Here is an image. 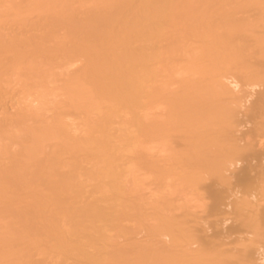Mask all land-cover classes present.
<instances>
[{
  "label": "bare ground",
  "instance_id": "6f19581e",
  "mask_svg": "<svg viewBox=\"0 0 264 264\" xmlns=\"http://www.w3.org/2000/svg\"><path fill=\"white\" fill-rule=\"evenodd\" d=\"M0 264H264V0H0Z\"/></svg>",
  "mask_w": 264,
  "mask_h": 264
},
{
  "label": "rangeland",
  "instance_id": "374dc122",
  "mask_svg": "<svg viewBox=\"0 0 264 264\" xmlns=\"http://www.w3.org/2000/svg\"><path fill=\"white\" fill-rule=\"evenodd\" d=\"M208 200H209V199H208ZM227 222H228V221H227ZM229 223H232V221H231V222L229 221L228 223L223 224L225 229H226V228H227V229L229 228V226H230ZM226 225H227V226H226ZM141 236H142V235H141Z\"/></svg>",
  "mask_w": 264,
  "mask_h": 264
}]
</instances>
